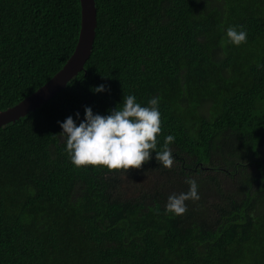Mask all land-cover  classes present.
Listing matches in <instances>:
<instances>
[{
	"label": "trees",
	"instance_id": "1",
	"mask_svg": "<svg viewBox=\"0 0 264 264\" xmlns=\"http://www.w3.org/2000/svg\"><path fill=\"white\" fill-rule=\"evenodd\" d=\"M96 6L83 72L0 128V264H264V0ZM81 20L80 0H0V112L64 68ZM230 26L247 42H229ZM127 95L160 98L158 150L175 136L173 166L155 152L127 172L74 166L60 122L79 123L85 106L107 115ZM189 178L200 199L166 211Z\"/></svg>",
	"mask_w": 264,
	"mask_h": 264
},
{
	"label": "clouds",
	"instance_id": "2",
	"mask_svg": "<svg viewBox=\"0 0 264 264\" xmlns=\"http://www.w3.org/2000/svg\"><path fill=\"white\" fill-rule=\"evenodd\" d=\"M226 35L229 42L236 46L247 42L248 33L243 26L228 27ZM106 90L104 85L93 88L96 93ZM159 105L160 98L157 96L150 98L147 105H142L135 95H127L107 115L94 113L92 107L85 106L84 118L79 123V112L75 119L68 116L65 121L60 122L63 129L60 136L63 137L65 150L73 165L103 166L110 171L127 172L133 168L141 169L155 152L159 164L170 169L175 161L170 147L175 136L167 135L158 150V134L162 132ZM186 183L189 185L187 192L168 197L166 211L182 215L188 210L187 201L200 199L198 182L189 178Z\"/></svg>",
	"mask_w": 264,
	"mask_h": 264
},
{
	"label": "water",
	"instance_id": "3",
	"mask_svg": "<svg viewBox=\"0 0 264 264\" xmlns=\"http://www.w3.org/2000/svg\"><path fill=\"white\" fill-rule=\"evenodd\" d=\"M81 3V31L76 50L64 68L48 83L36 92L27 96L12 108L0 112V128L26 117L31 111L40 108L64 90L70 81L77 77L90 60L96 39L98 25V10L96 0H80Z\"/></svg>",
	"mask_w": 264,
	"mask_h": 264
},
{
	"label": "rangeland",
	"instance_id": "4",
	"mask_svg": "<svg viewBox=\"0 0 264 264\" xmlns=\"http://www.w3.org/2000/svg\"><path fill=\"white\" fill-rule=\"evenodd\" d=\"M224 186L225 188L228 190V191H232L233 190V183L231 180H227L225 179V183H224ZM126 190H130L132 192L133 188L132 187H125Z\"/></svg>",
	"mask_w": 264,
	"mask_h": 264
}]
</instances>
